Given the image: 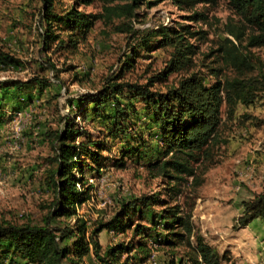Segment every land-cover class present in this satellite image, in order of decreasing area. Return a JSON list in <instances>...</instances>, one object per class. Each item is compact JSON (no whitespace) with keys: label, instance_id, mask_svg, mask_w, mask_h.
Segmentation results:
<instances>
[{"label":"rangeland","instance_id":"rangeland-1","mask_svg":"<svg viewBox=\"0 0 264 264\" xmlns=\"http://www.w3.org/2000/svg\"><path fill=\"white\" fill-rule=\"evenodd\" d=\"M81 1L57 0L55 12L62 17L64 9ZM102 6L101 0H93L91 5H81L79 10L96 14L102 12ZM42 11V0H0V52L19 61L17 66L0 70V82L41 77L51 83L44 90L36 86L24 91L0 89V219L18 223H41L47 212L43 206L50 200L51 193L43 180L53 150L46 133L62 126V118L69 113V101L81 102L85 96L95 95L112 81L138 86L149 84V80L164 69L173 51L171 47L158 48L154 40L149 50L137 48L138 56L133 58L132 49L138 46L139 38L116 33L111 25L102 21L97 22L85 38L78 37L76 49L55 50L53 46L45 50L46 27ZM194 12L204 14L205 20H190L188 17ZM138 14L140 17L134 25L140 31L183 25L205 33L190 39L198 46L193 67L173 74L167 82L155 83L153 91L165 93L193 73H197L206 85H212L216 81L212 69H221L222 79L233 76L231 67L223 63L218 52L224 39H233L227 34L226 25L239 20L227 0L212 6L199 5L192 11L180 10L170 1H163L152 8L143 6ZM54 28L62 34V39L68 40L70 32L57 18ZM252 52L264 62V47L252 49ZM128 60L133 68L114 81ZM119 100L128 115L121 133L115 131L116 105L113 101L104 105L99 116L94 112V105L89 106L87 114L76 121L96 138L105 139L109 147L103 152L106 159L100 174L89 168L85 170L93 186L92 198L78 207V214L88 220L91 227L100 220H110L123 200L162 190L161 179L152 178L147 170V165L157 160L162 152L161 129L142 99L127 92ZM222 113L221 143L215 148L213 164L205 175L204 184L191 195L198 196L193 220L206 239L217 240L216 249L221 254L229 252L239 264L240 258L234 257L231 251H224L228 244L235 245L241 258H254L261 264L264 260V218L244 228L236 226L244 212L242 202L264 190V90L250 106L238 104L232 117L228 116L226 105ZM134 149H139L140 153L126 154ZM186 190L191 192L189 188ZM210 203L215 212H207ZM154 210L160 212L161 208ZM143 216L140 219L139 213L134 215L133 224L150 227L152 214L144 213ZM133 228L123 230L115 225L103 231L99 235L103 249L129 242ZM162 230L160 226L158 231L150 229L145 234L150 258L142 263L141 257H136L133 264H158L167 260L157 242L162 239L158 233ZM85 260L88 264H100L93 253ZM3 261V264H29L12 253L6 254Z\"/></svg>","mask_w":264,"mask_h":264},{"label":"trees","instance_id":"trees-1","mask_svg":"<svg viewBox=\"0 0 264 264\" xmlns=\"http://www.w3.org/2000/svg\"><path fill=\"white\" fill-rule=\"evenodd\" d=\"M163 1H170L180 10L192 11L199 5H216L220 0H101L102 12L96 14L80 11L81 5L93 3V0H82L64 9L62 17L55 12L57 0H42L45 50L53 46L55 50L76 49L78 37L85 38L96 23L102 21L111 25L116 33L139 38L138 46L132 49L133 58L138 56L137 48L149 50L154 40L158 48L171 47L173 51L164 69L152 77L149 84L138 86L112 81L95 95L85 96L81 102L69 101V113L62 118V126L46 133L53 150L43 180L51 193L50 200L43 206L47 212L38 224L0 219V264L9 253L29 264H85V258L91 253L100 264H133L136 257H141L144 263L151 252L145 234L150 229L158 231L160 226L163 230L158 233L162 239L157 242L167 260L158 264H237L229 252L221 254L206 242L193 220L198 196L191 195L204 184L205 175L213 164L215 148L221 143L223 106L226 105L228 116L232 117L238 104L250 106L264 90V62L252 52V49L264 47V0H227L239 20L226 25V32L233 39H224L218 52L223 63L231 67L233 76L222 79V70L212 69L216 81L208 86L193 73L178 86L160 93L152 90L155 83L167 82L173 74L193 67L198 46L190 39L205 34L183 25L161 26L147 32L137 30L134 22L140 17L138 10L143 6L152 8ZM56 18L70 32L67 41L54 28ZM188 18L205 20L204 14L199 12ZM117 20L119 24H115ZM18 64L19 61L9 54L0 52V70L6 71ZM131 68L133 64L128 60L114 81ZM255 71L258 73L254 74ZM34 86L44 90L51 83L41 77L0 82V89L5 90L24 91ZM127 92L142 99L161 129L162 152L157 160L147 165V170L152 178L161 179L162 190L123 200L110 220H100L91 227L88 220L78 214V207L92 198L93 186L85 170L89 168L100 174L106 159L103 152L109 147L105 139L96 138L76 121L87 114L89 106L94 105V112L99 116L104 105L113 101L116 105L115 131L121 133L128 115L119 97ZM139 153V149H134L126 154ZM188 188L191 192H187ZM242 206L244 212L237 220V228L264 218V190L243 201ZM156 207L161 211L155 212ZM137 213L140 219L144 218V213H151V226L134 225L133 216ZM115 225L123 230L134 227L132 238L127 243L103 249L99 235ZM136 239L140 240L135 242Z\"/></svg>","mask_w":264,"mask_h":264},{"label":"crops","instance_id":"crops-1","mask_svg":"<svg viewBox=\"0 0 264 264\" xmlns=\"http://www.w3.org/2000/svg\"><path fill=\"white\" fill-rule=\"evenodd\" d=\"M213 209H214V206L210 203L209 206H208L207 212L208 211L215 212ZM204 238H205V236H204ZM205 240H206V242L209 245L213 246L214 248H217V240L215 238H214V240L206 239L205 238ZM237 247H239V246H237ZM224 249H225L224 251H226V250L231 251V253H232V255L234 257L240 258L239 259L240 260L239 261L240 262L239 264H257V260L254 259V258L249 259V260H246V258H241L240 251L236 248L235 245L230 246V244H228V246L225 247ZM85 264H88V261L87 260H85ZM261 264H264V260L261 262Z\"/></svg>","mask_w":264,"mask_h":264},{"label":"built area","instance_id":"built-area-1","mask_svg":"<svg viewBox=\"0 0 264 264\" xmlns=\"http://www.w3.org/2000/svg\"><path fill=\"white\" fill-rule=\"evenodd\" d=\"M18 116H20V114H18ZM16 131H17V134L20 132V128L18 127L17 129H16ZM17 137H18V135H17Z\"/></svg>","mask_w":264,"mask_h":264}]
</instances>
